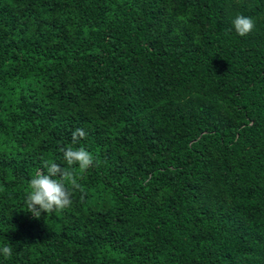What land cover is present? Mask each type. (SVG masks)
<instances>
[{
	"label": "trees",
	"instance_id": "trees-1",
	"mask_svg": "<svg viewBox=\"0 0 264 264\" xmlns=\"http://www.w3.org/2000/svg\"><path fill=\"white\" fill-rule=\"evenodd\" d=\"M48 160L83 191L37 219ZM5 245L0 264H264V0H0Z\"/></svg>",
	"mask_w": 264,
	"mask_h": 264
},
{
	"label": "clouds",
	"instance_id": "clouds-1",
	"mask_svg": "<svg viewBox=\"0 0 264 264\" xmlns=\"http://www.w3.org/2000/svg\"><path fill=\"white\" fill-rule=\"evenodd\" d=\"M232 25L240 37L249 35L255 28L253 19L244 15H237ZM86 135L83 129L77 128L72 133L73 144L78 143ZM63 158L68 166L78 165L80 170H87L94 163H98V160L84 147L63 149ZM29 189L25 201L27 212L37 219L42 213L63 212L72 204V192L74 190L83 191L74 170L62 167L51 160L45 161L43 169L35 173L29 182ZM12 252L13 249L10 246L0 247V254L5 259H10Z\"/></svg>",
	"mask_w": 264,
	"mask_h": 264
}]
</instances>
